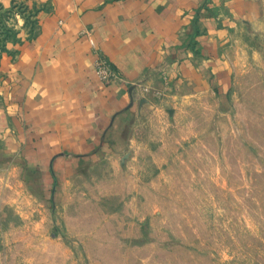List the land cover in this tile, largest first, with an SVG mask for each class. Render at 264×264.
<instances>
[{"label":"rangeland","instance_id":"obj_1","mask_svg":"<svg viewBox=\"0 0 264 264\" xmlns=\"http://www.w3.org/2000/svg\"><path fill=\"white\" fill-rule=\"evenodd\" d=\"M47 8L0 0V68ZM236 29L229 76L133 83L94 144L0 146V264H264V11Z\"/></svg>","mask_w":264,"mask_h":264},{"label":"crops","instance_id":"obj_2","mask_svg":"<svg viewBox=\"0 0 264 264\" xmlns=\"http://www.w3.org/2000/svg\"><path fill=\"white\" fill-rule=\"evenodd\" d=\"M39 1L37 37L3 56L0 146L33 142L29 127L35 144H94L131 105L133 83L170 93L229 76L237 25L264 11V0ZM96 50L124 82L100 80Z\"/></svg>","mask_w":264,"mask_h":264},{"label":"built area","instance_id":"obj_3","mask_svg":"<svg viewBox=\"0 0 264 264\" xmlns=\"http://www.w3.org/2000/svg\"><path fill=\"white\" fill-rule=\"evenodd\" d=\"M97 58L95 67L97 74L103 82L111 80H122L120 72L112 65V63L99 50H96Z\"/></svg>","mask_w":264,"mask_h":264}]
</instances>
